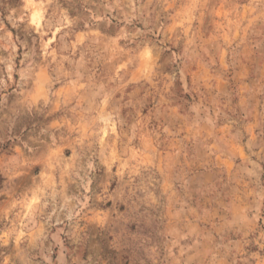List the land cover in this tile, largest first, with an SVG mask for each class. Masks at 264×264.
Here are the masks:
<instances>
[{"label":"rangeland","instance_id":"374dc122","mask_svg":"<svg viewBox=\"0 0 264 264\" xmlns=\"http://www.w3.org/2000/svg\"><path fill=\"white\" fill-rule=\"evenodd\" d=\"M0 264H264V0H0Z\"/></svg>","mask_w":264,"mask_h":264}]
</instances>
